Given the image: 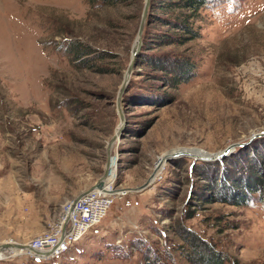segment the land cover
Masks as SVG:
<instances>
[{
    "label": "rangeland",
    "instance_id": "374dc122",
    "mask_svg": "<svg viewBox=\"0 0 264 264\" xmlns=\"http://www.w3.org/2000/svg\"><path fill=\"white\" fill-rule=\"evenodd\" d=\"M159 1L151 2L147 37L151 30L177 31L155 20L163 15L153 7ZM144 4L0 0V245L30 244L58 221L67 201L103 176ZM191 21L199 37L140 53L191 58V81L171 86L164 72L136 60L122 103L126 125L112 149V184L125 195L68 252L39 259L9 248L0 262L191 264L181 253L183 226L223 251L227 264H264L260 194L247 205L227 195L215 200L200 175L207 161L169 158L183 148L198 149L201 158L247 143L250 158L263 161L264 135H257L264 133V0H213ZM85 46L87 65L75 57ZM242 147L210 161L224 159L220 177ZM242 163L240 174L253 162Z\"/></svg>",
    "mask_w": 264,
    "mask_h": 264
},
{
    "label": "trees",
    "instance_id": "16d2710c",
    "mask_svg": "<svg viewBox=\"0 0 264 264\" xmlns=\"http://www.w3.org/2000/svg\"><path fill=\"white\" fill-rule=\"evenodd\" d=\"M109 2L113 3L116 0H92V2ZM213 0H161L157 5L153 7L157 8L163 15L156 14L155 20L163 25L170 24L173 28H177V31H150V35L147 37V29L145 30L146 39L143 45V51L150 49L153 46H163L171 44L184 43L191 38H197L200 36L198 30L195 29L193 22L194 18L201 8ZM155 4V3H153ZM190 11V13H188ZM152 14V13H151ZM149 14V16L151 15ZM176 22H171V16L175 15ZM148 17V22H150ZM91 50L88 47L83 49H77L75 57L82 59L84 65L88 64V61L92 59L88 58ZM140 53H143L142 51ZM145 53V52H144ZM87 56V57H86ZM97 58H102V56ZM149 65L152 70L164 72V75L160 77L166 81L169 85L177 87L181 83L191 81L196 73V64L191 58L181 57L172 59L169 56L151 57L144 58L143 54L138 55L137 66ZM103 70V69H101ZM264 138V137H261ZM264 146V145H263ZM241 152V157L233 161L231 168H228L227 174L220 177L219 169L223 165L224 159L217 162H205L201 167L200 175L204 179L209 180V189L213 190L212 195L215 200L222 201L226 200L224 197L233 200L234 205H247L251 200V197L255 193H259L260 197L264 199V159L259 164L256 163L254 158H250V153L246 147L239 148L236 153ZM258 153V158H260ZM246 162H253L249 167H243L242 173H238V166L246 164ZM198 167V164L195 165ZM194 169L193 166V170ZM237 169V170H236ZM238 173V174H237ZM210 174V175H209ZM233 195V198L229 197V194ZM217 193V194H216ZM228 202V201H227ZM193 212L189 213L188 217L192 218ZM180 235L185 246L181 248V253L191 264H227L226 254L218 249L216 245L204 238L200 237L197 233L180 226ZM148 259V258H147ZM0 264H7L0 262Z\"/></svg>",
    "mask_w": 264,
    "mask_h": 264
},
{
    "label": "built area",
    "instance_id": "2783aa9c",
    "mask_svg": "<svg viewBox=\"0 0 264 264\" xmlns=\"http://www.w3.org/2000/svg\"><path fill=\"white\" fill-rule=\"evenodd\" d=\"M122 195H125V191L116 189L113 184L107 189L95 188L77 200L67 201L58 221L48 231L32 240L30 245L50 253L42 259L56 258L68 252L92 227L101 223L117 197Z\"/></svg>",
    "mask_w": 264,
    "mask_h": 264
},
{
    "label": "water",
    "instance_id": "95a60500",
    "mask_svg": "<svg viewBox=\"0 0 264 264\" xmlns=\"http://www.w3.org/2000/svg\"><path fill=\"white\" fill-rule=\"evenodd\" d=\"M151 2H152V0H145L144 9H143V13H142L141 21H140L139 30H138V35H137V38H136L134 45H133V48H132L131 61H130V64L126 70V74H125L123 84H122V86L119 90L118 96H117V106H118V112L120 115L121 123L118 126L116 133L112 136V138L109 140L108 145H107L108 161H107L105 172H104L103 176L90 189L81 193L75 200H77L82 195H84L85 193H87L88 191H90L92 189L103 188L105 185L106 179L111 174L112 167L115 166L116 170H117V167H118L117 166V156L112 155V149H113V146L116 143V141L121 137V134H122V132L125 128V125H126V117L124 114L122 103L124 101V94L126 93L128 85L130 84V81L132 78V73H133L135 65H136L137 57L140 54L142 47H143V35H144L145 27H146L147 22H148V17L150 14ZM260 135L263 136L264 133L258 134L257 136H260ZM245 144H247V143H233L230 146H228L227 148H225L224 150L219 151L217 153H208L207 152L208 153L207 156L201 157V158H198L195 155V153L193 152L194 150H198V149L183 148V149H179L180 151L178 150L177 153L171 154V156L169 158L188 156V157H193L197 160H202V161H216L218 159L224 158L225 156L229 155L232 151H234V149L237 146H244ZM158 168L159 167H156V169H158ZM153 176H154V173L152 174L151 178L149 179V181L147 183H149L151 181ZM144 187H146V186H144ZM13 246L24 248V249L28 248L31 252H33V256H35L39 259H42L44 257H48L50 254L48 252H44L41 250L34 249L30 246V244L26 245V244H20V243H4V244L0 245V248L4 249V248H8V247H13Z\"/></svg>",
    "mask_w": 264,
    "mask_h": 264
},
{
    "label": "bare ground",
    "instance_id": "6f19581e",
    "mask_svg": "<svg viewBox=\"0 0 264 264\" xmlns=\"http://www.w3.org/2000/svg\"><path fill=\"white\" fill-rule=\"evenodd\" d=\"M180 151V150H179ZM195 154H200L201 153V151H199V150H194L193 151ZM202 155V154H201ZM204 155V154H203ZM197 156V155H196ZM163 164V162H161L160 164H159V166H161ZM116 173H117V171H114V166L112 167V169H111V174L109 175V177L106 179V182H105V185H104V187L103 188H97V189H107L108 187H110V186H113V181H114V179H115V176H116ZM32 248H34L32 245H30ZM9 248H16V246H13V247H8V248H4V249H2V248H0V251H4V250H7V249H9ZM18 249V248H17ZM34 249H36V248H34ZM24 250V252H28L30 255H33V252H31L28 248H25V249H23ZM23 250H21V249H18V253H22L23 252ZM21 251V252H20Z\"/></svg>",
    "mask_w": 264,
    "mask_h": 264
}]
</instances>
